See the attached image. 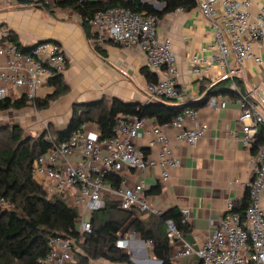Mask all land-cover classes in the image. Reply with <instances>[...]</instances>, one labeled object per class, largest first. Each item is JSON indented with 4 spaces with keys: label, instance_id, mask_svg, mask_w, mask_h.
Instances as JSON below:
<instances>
[{
    "label": "built area",
    "instance_id": "obj_1",
    "mask_svg": "<svg viewBox=\"0 0 264 264\" xmlns=\"http://www.w3.org/2000/svg\"><path fill=\"white\" fill-rule=\"evenodd\" d=\"M202 15L211 23L214 43L209 57L192 56L191 75L201 76L203 66L214 64L227 66L234 57L240 69L250 60L260 63L254 54L253 45L264 48V4L257 14L250 8L253 0H197ZM181 10V9H180ZM100 43H112L123 48H138L147 61V67L156 76V82L145 88L148 102L180 105L181 91L177 87V55L170 39L160 40L157 36L160 18L155 15L137 14L130 10L112 8L86 20ZM67 60L63 48L55 43L42 42L23 53L15 44L0 45V101H18L23 96L28 100L38 99V91L48 86L50 80L63 75ZM238 70H229L221 76L220 82H230L231 89L240 97L239 122L242 125L241 141L246 148H252L259 129L264 130V80L261 85L244 87L241 92L234 83L233 75ZM212 87V86H211ZM208 105L224 109L225 101L212 97ZM196 121V111L186 109L166 128L174 129L180 144L196 145L204 136L206 128L196 124L186 127V121ZM114 137L102 143L86 132V125L40 156L32 167L35 180L43 186L49 196L73 194L75 207L80 211L77 221L79 239L92 234V228L85 217L104 208V179L125 169L143 171L159 169L160 179L169 180V170L179 168L181 159L170 146L162 127L154 129V141L149 148L161 147L155 157H149L140 150L136 141L143 137L146 118L120 115L116 120ZM51 141V137H46ZM80 158L74 163V158ZM252 180L248 182V203L242 213L236 211L234 203H228L225 217L215 232L199 249L184 242L171 220L165 222L167 237L171 243L183 241L181 257H196L194 264H264V146L260 147L256 159L251 163ZM125 211H135L160 216L148 203L144 184L134 187L120 186L113 191ZM0 205L6 206L3 199ZM189 210L181 211L183 222L189 221ZM128 234V233H127ZM142 241L151 247L150 241ZM128 240H119L116 247L128 251ZM78 239L53 238L49 241V254L39 264H74L78 251Z\"/></svg>",
    "mask_w": 264,
    "mask_h": 264
},
{
    "label": "crops",
    "instance_id": "obj_2",
    "mask_svg": "<svg viewBox=\"0 0 264 264\" xmlns=\"http://www.w3.org/2000/svg\"><path fill=\"white\" fill-rule=\"evenodd\" d=\"M143 2L158 11L164 8L157 0ZM262 4L264 0H253L251 14H257ZM10 33H14L17 42L28 50L40 42H50L60 45L66 56L67 69L63 74V83L68 91L47 109L33 115V119L28 118L26 122L35 133L44 125L51 126L59 133L66 131L72 118V108L77 104L113 99L125 104L149 103L145 88L150 82L142 73V70L148 69L144 53L135 47L123 48L108 42L101 44L107 52V59L103 60L95 53L93 42L85 36L80 18L75 14L57 11L51 16L46 11L24 7L18 0H0V45L8 42ZM157 36L160 40L172 41L177 55V87L182 93V106L200 101L204 96L200 92L201 87L212 88L230 69L238 70L232 78L240 81L243 88L261 85L264 80V48L256 44L253 45V51L260 57V63L250 60L238 69L235 58L230 57L227 66H203L201 76L191 75V57H209L214 43L211 23L202 15L199 7L190 11L178 9L166 14L160 19ZM55 91L54 87L45 86L38 91V99L45 100ZM218 98L226 102L224 109H215L208 104L195 106L196 121H186L187 128L193 129L196 124L206 128L203 138L196 145L178 143L177 132L162 127L173 153L181 159L179 168L169 170L168 181L160 179L159 169H125L116 173L122 179V186L130 188L143 183L147 201L155 210L164 214L171 209L179 213L188 209L190 231L183 235V240L196 250L215 232L226 215L228 203L241 206L248 198L247 184L253 177L251 163L258 153L246 148L241 141L240 98L229 95ZM158 127L153 120H147L143 137L136 141L137 147L149 157H155L161 150V147L149 148L154 141L153 131ZM86 132L97 140L99 128L96 124H86ZM80 161L78 157L73 159L74 163ZM114 190L105 184L104 201L105 198L118 200ZM74 193L69 191L65 195L75 206ZM120 239L128 240L129 247L125 253L130 256L132 263L158 264L152 246L148 247L135 233L123 234ZM184 242L171 244L173 264L196 263V257L180 256Z\"/></svg>",
    "mask_w": 264,
    "mask_h": 264
},
{
    "label": "trees",
    "instance_id": "obj_3",
    "mask_svg": "<svg viewBox=\"0 0 264 264\" xmlns=\"http://www.w3.org/2000/svg\"><path fill=\"white\" fill-rule=\"evenodd\" d=\"M164 5L160 11L141 0H18L19 4L46 11L54 16L57 11H68L80 18L85 36L93 42V49L103 60L107 59V52L103 49L97 36L93 33L86 20L96 14L112 8L130 10L137 14L155 15L163 18L166 14L178 9L190 11L198 7L197 0H157ZM8 41L15 44L23 53L28 49L22 47L14 35H8ZM142 73L150 83L156 82V77L148 69ZM239 90L243 86L237 79L233 80ZM48 86L56 89L55 93L45 100H28L22 97L18 101L4 99L0 101V112L21 110L30 104L42 111L52 102L67 93L68 88L63 83V75L50 80ZM203 98L191 105H174L161 102H150L147 105L125 104L118 99L103 100L97 103L77 104L72 108V118L67 131L49 134L46 132L33 139L23 137L21 129L14 127L0 131V199L7 208L0 205V264H39L49 254L48 244L53 238L78 239V251L74 264H91V261H106L109 264H133L125 252L116 247V243L126 233H138L144 241H150L154 258L162 264H173L171 259V242L167 237V220H171L179 234L186 235L190 231L188 223L183 222L181 213L176 209L156 216L153 214H139L135 211H125L120 206L119 199L105 198L104 208L93 213L89 222L92 234L79 239L77 221L80 211L68 197L63 195L49 196L46 189L34 178L33 163L46 154L55 145L67 141L73 134L80 131L86 124L93 123L99 128L97 142L102 143L114 137L116 120L120 115L138 116L153 120L159 127L170 125L186 109L208 104L212 97L229 95L239 97L231 89L230 82H219L210 89L201 87ZM240 98V97H239ZM51 137L48 141L46 137ZM264 146V130L259 129L253 151L257 152ZM104 184L113 189H119L122 179L118 175H107ZM104 199V195H103ZM248 203L237 206L236 211L243 212ZM9 206V207H8Z\"/></svg>",
    "mask_w": 264,
    "mask_h": 264
},
{
    "label": "rangeland",
    "instance_id": "obj_4",
    "mask_svg": "<svg viewBox=\"0 0 264 264\" xmlns=\"http://www.w3.org/2000/svg\"><path fill=\"white\" fill-rule=\"evenodd\" d=\"M143 2V0H141ZM40 112L34 104H30V106L24 108L22 111H15V110H8L5 112H0V131L2 130H8L9 133L14 127H18L21 129V134L23 137H31L33 139L39 137L44 132L47 131L49 128L47 125L43 126L41 130H38V132L35 133V131H32L33 127L27 124L28 118L33 119V115ZM54 129H49V134L54 135ZM0 140H4L2 137H0ZM9 207V206H8ZM6 207H3V209H6ZM90 213H88L85 217L86 221H89ZM76 258V257H75ZM146 262H143L145 264ZM91 264H109L106 261L98 260V261H91ZM135 264V263H133ZM148 264V263H147ZM150 264V263H149Z\"/></svg>",
    "mask_w": 264,
    "mask_h": 264
},
{
    "label": "water",
    "instance_id": "obj_5",
    "mask_svg": "<svg viewBox=\"0 0 264 264\" xmlns=\"http://www.w3.org/2000/svg\"><path fill=\"white\" fill-rule=\"evenodd\" d=\"M159 5H161V3H159ZM40 43H42V42H40ZM38 44H39V43H38ZM66 131H67V130H66ZM157 263H158V264H162V263H161V262H159V261H158Z\"/></svg>",
    "mask_w": 264,
    "mask_h": 264
}]
</instances>
